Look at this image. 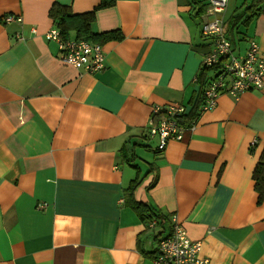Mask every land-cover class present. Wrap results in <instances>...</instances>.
<instances>
[{
	"label": "crops",
	"instance_id": "crops-1",
	"mask_svg": "<svg viewBox=\"0 0 264 264\" xmlns=\"http://www.w3.org/2000/svg\"><path fill=\"white\" fill-rule=\"evenodd\" d=\"M206 2L0 0V264H154L171 225L157 237L159 226L129 204L135 180L134 198L170 223L176 216L208 264H264L253 179L264 87L221 94L162 151L150 135L155 105H183L189 125L204 102L213 73L201 66L211 49L198 9ZM90 13L92 33L122 35L101 41L105 66L95 72L66 63L46 37L56 27L64 39L85 38L78 16ZM224 19L241 55L249 39L264 49V0H229Z\"/></svg>",
	"mask_w": 264,
	"mask_h": 264
},
{
	"label": "built area",
	"instance_id": "built-area-1",
	"mask_svg": "<svg viewBox=\"0 0 264 264\" xmlns=\"http://www.w3.org/2000/svg\"><path fill=\"white\" fill-rule=\"evenodd\" d=\"M209 16L202 26L204 36L213 40L212 50L203 58V66L213 68L214 73L208 78L204 90V102L199 111L212 109L218 96L226 92L237 98L251 87H264V51L255 39H249L248 47L241 55L225 35L223 12L228 0H208ZM16 17L8 16L7 22ZM18 21L20 17L16 18ZM47 37L56 40L63 50V58L67 63L87 71H98L104 67V51L100 44L84 39L63 40L57 29H51ZM186 109L179 103L155 105L153 113L159 115L160 122L151 126L150 135L159 136V149H163L169 138L181 139L183 128L178 123L180 116L186 114ZM153 120V119H152ZM193 122V127H194ZM150 227L157 226V221L152 220ZM170 237L159 238L154 251V264H206L207 260L199 257L201 241L191 239L184 227L173 216Z\"/></svg>",
	"mask_w": 264,
	"mask_h": 264
},
{
	"label": "trees",
	"instance_id": "trees-1",
	"mask_svg": "<svg viewBox=\"0 0 264 264\" xmlns=\"http://www.w3.org/2000/svg\"><path fill=\"white\" fill-rule=\"evenodd\" d=\"M205 6H206V4H205ZM206 7H204V8L199 7L198 9L199 10H202V9L205 10ZM54 10H55V14H61V15L67 14V11L65 10V8H62L60 6H54ZM241 15H242V12H240L236 15V21H237L236 23H239L241 21ZM68 17L73 18L74 15H68ZM78 18L80 20L78 22V25L76 24L77 29H79L81 35H85V39L93 40L95 42L100 43L101 41H104V40L110 39V38H118V39L122 38V35L119 31L103 32V33H98V34L92 33L90 30V23H91V20L93 19V13L84 14L81 16V18L79 16H78ZM62 20H63V18H62ZM233 23H234V20H233ZM226 33L228 35V38L232 42V44L235 43V40H234L233 36L231 35V32H229L227 30ZM180 123L181 124H187V123H184L183 119H180ZM130 159L131 158H128V161H130ZM136 168H138V166H136ZM253 179L255 180V185H256V188H257L258 193H259V202H262L264 199V151L261 155L260 160L258 161V163L256 164V166L254 168ZM138 183L139 182L137 180H135L133 182V184H131V186L128 187L129 204L132 205V207L135 209V211L140 215L141 219H143L144 221L147 222L148 226L152 220L157 221V225L159 226L158 230H160V232L158 234H156V236L158 237L159 235H161L163 229L169 228L171 223L168 220H166L167 217L165 215H163L160 212H157L154 208H152L146 204H142L141 202L137 201L134 198L133 193H134V190L136 189ZM153 255H154V252H153Z\"/></svg>",
	"mask_w": 264,
	"mask_h": 264
},
{
	"label": "bare ground",
	"instance_id": "bare-ground-1",
	"mask_svg": "<svg viewBox=\"0 0 264 264\" xmlns=\"http://www.w3.org/2000/svg\"><path fill=\"white\" fill-rule=\"evenodd\" d=\"M228 4H229V0H228V3H227V7H228ZM206 11H205V18H204V20H203V22H202V25H201V34H202V37L204 38V39H208L209 41H210V44H211V49L207 52V53H205L204 55H203V58H204V56L206 55V54H208L211 50H212V47H213V40L211 39V38H209V37H206V36H204L203 35V33H202V26H203V24H204V22L208 19V14H209V2H208V0H207V2H206ZM227 7L225 8V10H224V12H223V21H224V31H225V35L228 37V35H227V28H226V24H225V19H224V14H225V12H226V10H227ZM8 16H13V17H20V16H14V15H8ZM8 16H6L5 17V22L6 23H10V22H7L6 21V18L8 17ZM14 19L13 21H18L17 19ZM21 18V17H20ZM22 19V18H21ZM13 21H11V22H13ZM21 21V20H20ZM54 29H57L58 31H59V35H60V37L62 38V36H61V32H60V30L58 29V28H56V27H53ZM53 28H51V29H53ZM50 29V30H51ZM49 30V31H50ZM33 32H35L36 31V29L35 28H33V30H32ZM48 31V32H49ZM47 32V33H48ZM47 33H46V37H47ZM48 38V37H47ZM48 39H50V38H48ZM63 40H67V39H64V38H62ZM77 39H84V40H87V41H90V42H92V43H97V44H100L101 46H102V48H103V45H102V43L100 42H95V41H93V40H88V39H85V38H77ZM51 40H53V39H51ZM74 40H76V39H74ZM233 45V44H232ZM233 47L236 49V47L233 45ZM61 49V48H60ZM61 51H62V53H63V50L61 49ZM103 51H104V48H103ZM264 51V49L263 50H261V52H263ZM63 56V55H62ZM63 58V57H62ZM104 58H105V51H104ZM63 60H64V58H63ZM66 62V61H65ZM67 63V62H66ZM69 64V63H68ZM104 66H105V64H104ZM201 66L204 68V69H209V70H212V72L214 73V69L213 68H208V67H204L203 66V59H202V63H201ZM75 67V66H74ZM77 68V67H76ZM104 68V67H103ZM102 68V69H103ZM77 69H79V68H77ZM101 69V70H102ZM82 70H84V71H87V70H85V69H82ZM98 71H100V70H98ZM88 72H93V71H88ZM95 72V71H94ZM212 73V74H213ZM208 80V79H207ZM207 83V82H206ZM252 88H256V87H251V88H249L248 90H250V89H252ZM261 88H263V87H261ZM247 91V90H246ZM246 91H244V92H246ZM243 92V93H244ZM203 93H204V90H203ZM223 93H226V92H223ZM223 93H221V94H223ZM242 93V94H243ZM220 94V95H221ZM228 94V93H227ZM241 94V95H242ZM219 95V96H220ZM241 95H239L237 98H239ZM218 96V97H219ZM232 96V95H231ZM235 98V97H234ZM216 105H217V102H216ZM215 105V106H216ZM214 106V107H215ZM213 107V108H214ZM212 108V109H213ZM211 110V109H210ZM207 111V110H206ZM202 112H205V111H199L197 114V116L195 117V118H192L191 119V121H190V124L189 125H184V124H181L180 123V119L182 118V116H180L179 117V119H178V123L180 124V126L183 128V136H182V138L181 139H176V138H169L168 140H167V143H168V141L170 140V139H176V140H182L183 138H184V133H185V130H186V128H194L195 126H196V124H197V120H198V116L202 113ZM154 116H156V114H154L153 113V108H152V112H151V118L153 119L154 118ZM193 122L195 123L194 124V127H193ZM160 140V139H159ZM159 143H160V141H159ZM159 143L157 144V146H156V148H155V150L156 151H162V150H164L165 148H166V146H167V144H166V146L163 148V149H159L158 148V146H159ZM139 168V167H138ZM37 208L38 209H41V208H44V204L42 203V202H40L38 205H37ZM179 223L184 227V229L186 230V232H187V229L185 228V226L183 225V223L181 222V221H179ZM172 233H173V229L171 228V231H170V233L169 234H167L166 236L164 235L163 237H160V238H167V237H170L171 235H172ZM202 243V242H201ZM201 249H202V245H201ZM201 251V250H200ZM200 253V252H199ZM199 257L201 258V259H203V260H207V263L206 264H208L209 263V260H208V258H203V257H201L200 255H199ZM187 263H192V262H187ZM187 263H185V264H187ZM195 264V263H194Z\"/></svg>",
	"mask_w": 264,
	"mask_h": 264
},
{
	"label": "rangeland",
	"instance_id": "rangeland-1",
	"mask_svg": "<svg viewBox=\"0 0 264 264\" xmlns=\"http://www.w3.org/2000/svg\"><path fill=\"white\" fill-rule=\"evenodd\" d=\"M142 163V162H141ZM140 162H138V163H136V164H141ZM139 168H136V167H134L135 169H140V174L143 176V174H144V172H145V170H146V167H141L140 165L138 166Z\"/></svg>",
	"mask_w": 264,
	"mask_h": 264
}]
</instances>
